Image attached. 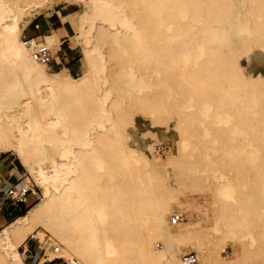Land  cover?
Masks as SVG:
<instances>
[{
  "label": "bare ground",
  "instance_id": "1",
  "mask_svg": "<svg viewBox=\"0 0 264 264\" xmlns=\"http://www.w3.org/2000/svg\"><path fill=\"white\" fill-rule=\"evenodd\" d=\"M68 1L86 7L78 79L35 57L61 46L54 31L23 41L33 13ZM255 49L264 0H0V157L15 155L40 192L0 228V264H185L189 245L194 264H264V75L245 66ZM135 116L144 149L131 144ZM161 138L169 164L151 155ZM205 188L211 231L173 210L180 192Z\"/></svg>",
  "mask_w": 264,
  "mask_h": 264
},
{
  "label": "rangeland",
  "instance_id": "2",
  "mask_svg": "<svg viewBox=\"0 0 264 264\" xmlns=\"http://www.w3.org/2000/svg\"><path fill=\"white\" fill-rule=\"evenodd\" d=\"M86 7L82 6L81 4L74 2V1H68L64 4H61L59 6L54 5L52 7H48L46 9H43L39 12L33 13L28 18L27 25L25 28V31L29 28L30 32L37 33L39 37H37V40H41L40 36L49 35L53 31H58L60 28L65 27L68 31V34L70 38L68 39V42L66 44H62L61 49H54L53 52H50V56H52L54 59L46 67V71L48 73L52 72H60L63 69L67 70L68 73L74 78L78 79L79 77L83 76L88 72V68L83 56V50L81 46V42L78 41L75 38V35L77 33V25H78V15L83 12V10ZM58 12L61 13L62 16H67L69 19L67 21L62 20V18L58 15ZM64 21V22H63ZM58 35V34H57ZM59 37V35H58ZM29 39L28 33L24 32L23 34V41L25 39ZM231 40L233 43L236 42L235 37H231ZM73 59V63L69 64V62ZM247 70L249 73L253 76H256L258 74L264 75V52L255 49L250 54L249 59L246 61ZM70 69L77 73V76L74 77ZM20 96L22 97L24 93L22 91H18ZM23 93V94H22ZM6 101V102H5ZM2 104L4 106H11L8 99H3ZM138 121V122H137ZM136 122V124H135ZM134 125H137L141 129H134ZM132 128V129H131ZM129 133L131 135V144H135L136 147L139 149H144L147 147L148 143H150V140L147 138H143L141 136V132H146L147 127L142 125L141 119L139 116L134 117V124L131 126H128ZM141 136V137H140ZM173 139V138H171ZM174 142V141H173ZM147 144V145H146ZM174 146V143L173 145ZM151 155L155 158L157 163H167L170 162V158H172L171 155H173V150L171 149V146L165 141V139H159V141L154 144L153 151ZM170 158L168 159V157ZM15 165L18 170L19 174H17V180L15 177L11 180L12 184H17L18 182L21 183L22 187H26V179L29 177L28 170L26 167H24L21 162L17 159V157L13 154H5L0 157V166L2 165ZM162 174H164L162 170ZM1 176V175H0ZM3 177V176H1ZM162 178V176H160ZM163 180V178H162ZM29 188H36L37 189V195L36 196H30L27 200L26 205H20V214L24 215L26 214L27 210L30 209L34 204L39 202L40 200V192L38 188L32 183ZM207 191V192H205ZM202 192V193H201ZM211 189L205 188L202 191H187V192H180L179 198L181 200H185L182 203L178 205H173V210H179L182 214L185 215V223H192L193 227H199L204 226V228L207 231H211L213 226L212 221V210H213V203H214V195H211ZM186 193V194H185ZM213 201V202H212ZM0 204L3 205V197L0 196ZM191 205V206H190ZM6 207L13 208V204H9ZM10 208V209H11ZM196 210V211H195ZM193 211V212H192ZM10 223V222H9ZM8 224V223H7ZM6 225V224H5ZM4 226L0 223V228ZM172 231H175L171 228ZM26 245H29V247H32V252L27 254L30 255H37L39 253V243L36 240H33L28 236V239L25 243ZM54 245V246H53ZM42 247H45L46 249L53 250V247H58L55 243L46 242L43 244ZM181 252L183 256L193 254L195 256H198L201 254L198 250L193 249L190 245L187 247H182ZM237 252L236 248L233 249H227V253H222L223 257H226L228 259L232 258L235 253ZM198 253V254H197ZM33 262L32 259H27L26 264H31ZM54 264H67L64 260H60Z\"/></svg>",
  "mask_w": 264,
  "mask_h": 264
},
{
  "label": "built area",
  "instance_id": "3",
  "mask_svg": "<svg viewBox=\"0 0 264 264\" xmlns=\"http://www.w3.org/2000/svg\"><path fill=\"white\" fill-rule=\"evenodd\" d=\"M35 57L43 64L45 63L51 64V62L54 59L52 56H50V54L45 48H41L37 53L35 52ZM36 195H37L36 188H24L21 186V183L18 182L17 184H12L9 180H6L5 178L0 176V196L3 197V203L26 205L28 198L30 196H36ZM181 221H182L181 216L176 215L173 217V223H179ZM31 250L32 249H30V253L32 252ZM53 250L57 252L58 247H53ZM30 257L33 258L34 256L30 255ZM56 261L53 262L48 261L45 262L44 264H54V262ZM183 262L185 264H194L196 262V258L193 254H189L183 257Z\"/></svg>",
  "mask_w": 264,
  "mask_h": 264
},
{
  "label": "crops",
  "instance_id": "4",
  "mask_svg": "<svg viewBox=\"0 0 264 264\" xmlns=\"http://www.w3.org/2000/svg\"><path fill=\"white\" fill-rule=\"evenodd\" d=\"M58 15H61V13L58 12ZM30 27H31V25L25 31V33L26 32L28 33L29 38L39 37V35L37 33L30 32V30H29ZM55 34L59 35V37H58V35H57V37L61 41V46H62V44L63 45L66 44L68 42V39L70 38L68 31L65 27L60 28L58 31L55 32ZM17 174H19V170L15 165H13V163L11 165H3V166L1 165L0 166V175L3 176V178H5L6 180H9L10 182L13 179V177H15L17 180H19L17 178L18 177ZM7 205H9V204H3V205L0 204V223L3 225H5L9 222H12L15 218L22 215V214H20V210H21L19 208L20 205L13 204V208L6 207Z\"/></svg>",
  "mask_w": 264,
  "mask_h": 264
},
{
  "label": "trees",
  "instance_id": "5",
  "mask_svg": "<svg viewBox=\"0 0 264 264\" xmlns=\"http://www.w3.org/2000/svg\"><path fill=\"white\" fill-rule=\"evenodd\" d=\"M72 61H73V59L69 62V64H72V63H73ZM70 72H71V74H72L74 77L77 76V73L74 72L73 70L70 69ZM21 216H23V215H21ZM58 261H60V260H58ZM58 261H56V262H58ZM56 262H54V263H56Z\"/></svg>",
  "mask_w": 264,
  "mask_h": 264
}]
</instances>
